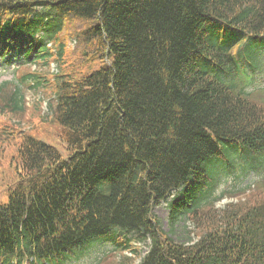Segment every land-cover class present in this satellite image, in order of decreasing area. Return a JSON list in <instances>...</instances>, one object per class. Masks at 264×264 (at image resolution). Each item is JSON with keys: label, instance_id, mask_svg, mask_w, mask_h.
Instances as JSON below:
<instances>
[{"label": "trees", "instance_id": "obj_1", "mask_svg": "<svg viewBox=\"0 0 264 264\" xmlns=\"http://www.w3.org/2000/svg\"><path fill=\"white\" fill-rule=\"evenodd\" d=\"M72 22L86 25L75 34L87 48L80 68L100 65L57 75L53 87L24 75L30 89L55 91L67 155L22 138L0 202V264H64L108 241L122 256L150 241L139 264H264V103L241 86L244 66L264 65V0H0V55L49 68ZM5 86L0 113L21 114L22 90ZM226 159L235 181L239 167L262 182L218 211ZM163 203L173 235L192 220L196 241L163 230Z\"/></svg>", "mask_w": 264, "mask_h": 264}, {"label": "rangeland", "instance_id": "obj_2", "mask_svg": "<svg viewBox=\"0 0 264 264\" xmlns=\"http://www.w3.org/2000/svg\"><path fill=\"white\" fill-rule=\"evenodd\" d=\"M85 28L86 25L79 22H72L67 26L64 35L61 37L66 47L63 59L60 62L54 61L49 68L35 65L25 66L22 57L16 59L17 63L14 64H8L0 59V86L7 84L4 90L5 94H12L18 86L25 96L24 112L19 115H4L0 113V202L7 201L9 186L13 185L18 176V171L15 170L16 163H12V157L19 149L24 136H34L43 139L56 146L64 156L67 155V146L59 138L60 129L55 124L49 108L54 98V90L50 87H53L51 84L57 75L75 70L85 73L90 69H97L100 65V63H94V61L87 69L79 66L83 61L87 48L85 46H75V34ZM66 33L68 36H65ZM58 46L54 47L55 52H58ZM261 69L254 72L249 70L248 75L253 84L249 91H254L253 100L258 103H264V65ZM28 72H34L42 80L45 79L50 87L45 90H34L30 89L28 82L25 84L20 83L23 75ZM31 84L33 85L34 82L32 81ZM238 170L239 167L236 168L237 175L240 174ZM218 177V174L210 175L214 182ZM234 179L235 176L233 174L221 177L215 188L214 196H220L224 191L227 194L214 204L216 210L222 211L230 204H236L239 200L252 196V192L258 187L261 177L249 172L241 175L238 181ZM167 206L168 203H163L154 210V214L160 221L163 230L176 241L186 232H191L192 240L196 241L198 238L195 224L192 220L186 219L179 223L175 235H173L169 221L170 212ZM150 246V241L145 243L134 242L133 247L137 249L136 254L129 249L125 251L123 256L132 260L135 259V264H139L149 252ZM123 256L120 252L114 250L111 242H106L94 247V249L89 250L83 256H79V258H72L65 264H113L116 260L119 261V259L123 258Z\"/></svg>", "mask_w": 264, "mask_h": 264}]
</instances>
